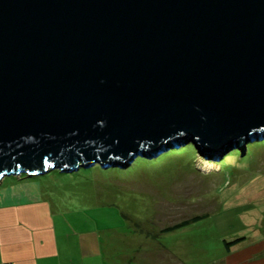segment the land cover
Returning <instances> with one entry per match:
<instances>
[{"label": "water", "instance_id": "obj_1", "mask_svg": "<svg viewBox=\"0 0 264 264\" xmlns=\"http://www.w3.org/2000/svg\"><path fill=\"white\" fill-rule=\"evenodd\" d=\"M263 139L264 0H0V179Z\"/></svg>", "mask_w": 264, "mask_h": 264}, {"label": "rangeland", "instance_id": "obj_2", "mask_svg": "<svg viewBox=\"0 0 264 264\" xmlns=\"http://www.w3.org/2000/svg\"><path fill=\"white\" fill-rule=\"evenodd\" d=\"M189 146L125 168L6 176L0 192L46 198L72 264L254 263L242 256L264 245V139L219 161Z\"/></svg>", "mask_w": 264, "mask_h": 264}, {"label": "crops", "instance_id": "obj_3", "mask_svg": "<svg viewBox=\"0 0 264 264\" xmlns=\"http://www.w3.org/2000/svg\"><path fill=\"white\" fill-rule=\"evenodd\" d=\"M16 193L0 192V264H72L50 202ZM243 258L264 264V245H254Z\"/></svg>", "mask_w": 264, "mask_h": 264}, {"label": "trees", "instance_id": "obj_4", "mask_svg": "<svg viewBox=\"0 0 264 264\" xmlns=\"http://www.w3.org/2000/svg\"><path fill=\"white\" fill-rule=\"evenodd\" d=\"M192 144H190V146L189 147H191L192 148V146H193V148L195 149V150H197L196 148H195V146L194 145H192ZM192 148V149H193ZM201 218H198V217H196V218H194V219H191L190 221H187V222H184V223H180V224H177V225H175L174 227H172V228H169L168 230H166V232H172V231H174V230H176V229H180V228H182V227H185V226H187V225H189L190 223H195L196 221H198V220H200ZM241 241H243V240H241ZM238 242H240V240H237V241H235V242H233V243H231V244H226V246L228 247V246H232V245H235L236 243H238ZM227 249H229V248H227Z\"/></svg>", "mask_w": 264, "mask_h": 264}, {"label": "bare ground", "instance_id": "obj_5", "mask_svg": "<svg viewBox=\"0 0 264 264\" xmlns=\"http://www.w3.org/2000/svg\"><path fill=\"white\" fill-rule=\"evenodd\" d=\"M20 176V175H19ZM19 176H16V177H19ZM5 177V176H4ZM4 177H2V179L4 178ZM2 179H0V180H2Z\"/></svg>", "mask_w": 264, "mask_h": 264}]
</instances>
